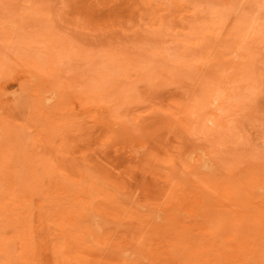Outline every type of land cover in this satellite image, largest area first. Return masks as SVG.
Segmentation results:
<instances>
[{"label":"rangeland","instance_id":"1","mask_svg":"<svg viewBox=\"0 0 264 264\" xmlns=\"http://www.w3.org/2000/svg\"><path fill=\"white\" fill-rule=\"evenodd\" d=\"M0 264H264V0H0Z\"/></svg>","mask_w":264,"mask_h":264},{"label":"bare ground","instance_id":"2","mask_svg":"<svg viewBox=\"0 0 264 264\" xmlns=\"http://www.w3.org/2000/svg\"><path fill=\"white\" fill-rule=\"evenodd\" d=\"M46 97H47V92H45V93H43L42 94V100L44 101L45 99H46ZM85 226H88L89 228L90 227H94L95 226V222L92 220V219H90L86 224H85Z\"/></svg>","mask_w":264,"mask_h":264}]
</instances>
